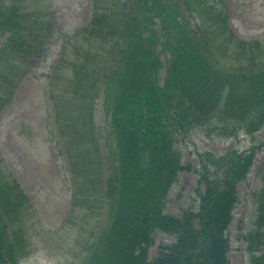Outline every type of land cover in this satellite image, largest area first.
<instances>
[{"label":"trees","instance_id":"obj_1","mask_svg":"<svg viewBox=\"0 0 264 264\" xmlns=\"http://www.w3.org/2000/svg\"><path fill=\"white\" fill-rule=\"evenodd\" d=\"M92 3L95 11L83 30L107 45L101 52L85 51L82 61L104 56L105 65L88 69V63L74 62L65 83L70 95L64 89L59 101L53 96L54 107L80 109L70 136L80 146L90 143L87 149H96L98 157L93 106L100 95L109 119L110 142L101 158L111 161L105 199L111 216L85 264H231L227 229L239 201L238 184L248 177L259 145L232 146L221 155L195 151L197 164H184L182 150L193 130L205 137L246 134L254 140L264 126V59L243 63L259 40L233 37L221 0ZM27 6L29 0H22L18 12L15 2L0 0V31L4 26L8 31L3 46L9 42L14 49L3 62L30 65L40 55L45 21ZM4 78L11 83L10 74ZM62 112H55V121L63 132L68 125ZM183 171L196 173L197 185L192 204L175 216L165 212L167 194ZM261 177L254 192L257 215L243 237L249 264H264V172ZM25 197L0 166V264H18L23 256L21 237L8 230H19ZM158 232L170 237L150 257Z\"/></svg>","mask_w":264,"mask_h":264},{"label":"rangeland","instance_id":"obj_2","mask_svg":"<svg viewBox=\"0 0 264 264\" xmlns=\"http://www.w3.org/2000/svg\"><path fill=\"white\" fill-rule=\"evenodd\" d=\"M6 1L15 2L18 12L23 11L22 0ZM27 7L29 9L25 10H31L45 21L37 48V52L40 49L41 52L32 64L20 65V59L3 62L11 58L14 49L9 42L3 46L8 37L5 26L0 31V99H4L0 107V166L17 181L26 196V200L21 201L20 228L15 227V233L9 229L8 233L21 237L23 256L18 264H85L100 227L111 216L105 202L111 161L101 158L110 142L109 119L100 95L93 106L99 158L96 149H87L90 143L80 146L70 136L69 130L72 132V123L77 121L74 117L80 109L73 107V112L69 113L66 103L61 107L59 103L55 106L59 109L55 108L53 98L59 101L62 98L59 91L64 89L70 95L71 88L65 83L69 85L68 80L73 76V63L84 60L85 51L101 52L107 44L101 37L90 38L83 30L95 11L92 0H29ZM220 8L227 15V27L235 39L247 43L259 40L262 50L256 44L252 49L247 47L249 55L243 63H261L264 59V0H221ZM18 38L24 40L23 36ZM241 57L243 55L238 54L237 58ZM103 58L96 56L82 62L88 63V69L94 66L102 69ZM4 74H10V84ZM56 111L66 115L62 122L68 126L63 132L56 127ZM253 138L246 134L205 137L193 130L182 150L184 164H197L195 151L221 155L232 146L245 149L259 145L248 177L238 184L239 201L227 229L231 244L227 256L231 264H249L243 237L257 215L254 192L261 187L264 172V126ZM72 162L76 171L72 169ZM196 185V173L180 172L167 194L165 212L180 215L192 204ZM169 237L156 233L150 257L155 254L159 241Z\"/></svg>","mask_w":264,"mask_h":264}]
</instances>
